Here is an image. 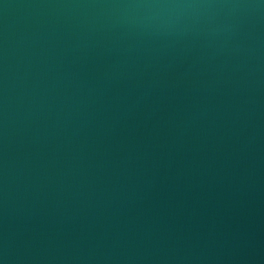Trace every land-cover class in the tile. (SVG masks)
<instances>
[{
	"label": "water",
	"instance_id": "obj_1",
	"mask_svg": "<svg viewBox=\"0 0 264 264\" xmlns=\"http://www.w3.org/2000/svg\"><path fill=\"white\" fill-rule=\"evenodd\" d=\"M0 264H264V0H0Z\"/></svg>",
	"mask_w": 264,
	"mask_h": 264
}]
</instances>
